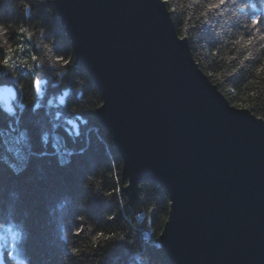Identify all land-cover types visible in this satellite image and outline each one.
Segmentation results:
<instances>
[{"label": "water", "instance_id": "1", "mask_svg": "<svg viewBox=\"0 0 264 264\" xmlns=\"http://www.w3.org/2000/svg\"><path fill=\"white\" fill-rule=\"evenodd\" d=\"M53 2L75 63L106 100L95 114L123 158L122 181L132 179L136 216L138 182L169 195L159 241L170 263L264 264V122L231 108L194 66L160 0Z\"/></svg>", "mask_w": 264, "mask_h": 264}, {"label": "trees", "instance_id": "2", "mask_svg": "<svg viewBox=\"0 0 264 264\" xmlns=\"http://www.w3.org/2000/svg\"><path fill=\"white\" fill-rule=\"evenodd\" d=\"M208 2L210 0H168L176 30L178 34L188 31L192 55L206 74L224 73L208 77L231 104L250 102V110L259 117L264 116V88L254 82L260 79L256 71L259 63H241L243 49H239L235 61L230 59L237 56L232 43L241 37L246 39L247 34L243 28L233 26L234 17L229 8L202 15ZM28 3L35 7L27 8ZM37 11L43 22L36 18ZM247 22L240 17L241 24ZM0 23L10 29L30 27L34 32L31 41L34 47L29 54L39 56L46 66L56 55L75 59L53 0H0ZM49 28L51 31L46 32ZM11 35L15 33L10 32ZM53 41L55 47H44L53 45ZM254 55L260 53L254 52ZM260 63H264V59ZM234 67L237 71L229 76ZM73 71L77 81L73 88L79 94L70 91L68 107L58 110L74 116L71 109L76 108L79 115L86 118L79 135L74 137L72 130L61 128L60 120L54 117V107L48 108L45 102L49 95L55 99L60 94V89L53 85L61 79V74L67 73L62 75L63 87ZM36 74L44 73L38 70ZM48 78L45 96L39 99L30 86L32 75L21 71L19 82L24 90H19V111L15 117H10L0 110V226L8 227L12 238L18 234L11 245L0 248L3 259L6 261V254L12 251L17 264H170L161 246L157 247L160 244L157 237L169 213L167 191L151 181L140 183L143 205L139 216L129 204L126 193L122 199L106 198L103 193L116 186L117 175L119 184L124 183L122 160L113 141L107 130L98 124L94 111H88L97 108L102 101L101 93L81 66L58 68ZM8 80L6 72L0 70V84ZM253 92L258 95L251 96ZM21 104L25 107L21 108ZM61 160L70 163L62 166ZM85 175H88L86 181ZM114 213L118 216L116 222L107 219ZM80 216H84L83 221L78 219ZM80 228L83 231L77 235ZM101 231L123 233L128 241L134 239L136 244L114 240L102 241L96 246L93 237ZM73 250L80 251L75 254Z\"/></svg>", "mask_w": 264, "mask_h": 264}, {"label": "snow or ice", "instance_id": "3", "mask_svg": "<svg viewBox=\"0 0 264 264\" xmlns=\"http://www.w3.org/2000/svg\"><path fill=\"white\" fill-rule=\"evenodd\" d=\"M39 2V0H38ZM160 4L162 8L165 9V11H171L168 9V0H160ZM27 8L32 9L35 7L34 4L28 3ZM44 7V5H42ZM222 8H229V10L232 12V16L234 17L233 26L234 27H240L243 28L247 34V38L241 37L239 39H236L232 43V47L234 50L237 51V56H232L230 59L236 60L239 55V49L244 50V56L241 63L244 61H255L256 63H259V67L257 68V74L259 75L260 79L259 81H254L258 84L259 87L264 88V63H260L261 59H264V0H215V2L207 3V6L204 8V11L202 15L207 16L210 13H216L219 12ZM37 19H41L43 22V18L39 16V11L35 14ZM240 17L246 18L248 21L245 24L240 23ZM51 31L50 28L46 30V32ZM11 33H15V36L11 35ZM34 32L30 30V27L27 26H19L13 29H10L9 26L5 23H0V70H4L6 74L9 77L8 84L11 86H7L5 84H0V92L7 93L9 97L12 99H15L16 97V90L19 89L21 91L24 90V86L19 82V78L21 75V71H28L32 75V80L30 82V86L35 90V93L39 99H43L45 96V92L47 89V86L49 84V74L52 72H57L58 68L68 69L69 66H72L74 69V61L72 60L71 56L66 55H56L54 60H51L47 63V66L45 63L40 61V57L33 54H29V50L34 47V45L31 43L33 39ZM6 38V39H5ZM51 38V37H47ZM15 40V43L12 41ZM27 41V42H25ZM55 41H53V45H44L45 48H53L55 47ZM176 43L177 44H190V36L187 30L183 32V34H177L176 35ZM6 45H12L14 48V51ZM203 47V44L201 45ZM191 51V49H190ZM254 52L260 53V55H254ZM215 55V53H213ZM23 56V59H17L18 57ZM23 61V62H22ZM199 60H196L193 58V64L194 66H199ZM43 71V75H37V71ZM237 69L234 67L232 69L231 73H228L229 76H231L233 73H235ZM67 73L61 74L66 75ZM209 77L212 76H223L224 73H213L208 72L206 74ZM61 79H57L53 87L60 89V94L58 97L59 104L63 107H68V100L70 91L78 93V90L73 88V85L77 83L76 81V73L73 71V75L69 78V81L67 84H64L63 87L61 85ZM219 82V81H217ZM251 96L258 95L257 92H253L250 94ZM80 99H83V96H80ZM75 103V101H73ZM49 104H52V101L49 100ZM106 105V100L101 101L97 105V109H103ZM21 108H24L25 105L21 104ZM36 107L39 108V103L36 104ZM233 109H238L242 112L244 111H250L252 108V104L250 102H240L236 104L230 105ZM76 115L78 116L79 113L76 108L71 109ZM10 112L14 114L13 109H9ZM88 111H95V109H88ZM253 115L254 118L259 119L261 122H264V116L261 117H255L254 113H250ZM60 113L58 112L56 114V118L59 119ZM87 121H84L86 123ZM67 123L71 124V121H67ZM77 135H79V132H77ZM58 139V138H57ZM44 140L47 142L48 140V134L45 133ZM57 152L59 153V149L57 148ZM68 155H72V153H68ZM61 165L63 166L66 163H70V161H60ZM15 167V165H13ZM88 179V175H85L84 180L86 181ZM116 186L111 187V191H107L103 193V195L106 198H114V197H120L121 199L127 193L129 203L131 201L132 193L125 192V189H128L132 185V179L129 177L126 180V183L123 185L119 184L120 176L117 175L115 177ZM83 186H87V184H83ZM97 189H100L99 185H96ZM142 185L138 182L137 188H140L142 190ZM167 210V208H165ZM80 221L84 220V216L78 217ZM107 219L113 222H116L118 219V216L114 213L112 215L107 216ZM167 223V221H165ZM0 226V228H2ZM83 229L80 228V230L76 233L77 235L82 232ZM164 235L163 232L160 233V236L162 237ZM18 239V234L13 235V241ZM159 239V237H157ZM121 241L125 243H130L132 245L136 244V241L133 239L131 241H128L123 233L117 234V232L112 231L105 233L103 231L98 232L93 237V243L96 246H99L102 241ZM160 244H157V247H160ZM14 250V246H13ZM74 253H79L80 250H73ZM13 252L9 251L8 256L12 257ZM150 259V258H149Z\"/></svg>", "mask_w": 264, "mask_h": 264}, {"label": "rangeland", "instance_id": "4", "mask_svg": "<svg viewBox=\"0 0 264 264\" xmlns=\"http://www.w3.org/2000/svg\"><path fill=\"white\" fill-rule=\"evenodd\" d=\"M53 5H54V2H53ZM55 7V6H54ZM57 11V10H56ZM169 15H170V17H171V14H170V12H169ZM171 19H172V17H171ZM173 20V19H172ZM60 22H61V19H60ZM173 23H174V21H173ZM174 26H175V23H174ZM64 27V26H63ZM65 28V27H64ZM65 30V29H64ZM175 30H176V26H175ZM176 32H177V30H176ZM65 33H66V31H65ZM177 34H178V32H177ZM66 36H67V38L69 39V37H68V35H67V33H66ZM69 41H70V43H71V47H72V42H73V40L72 39H69ZM189 49H190V47H189ZM72 50H73V47H72ZM74 52V51H73ZM191 52V51H190ZM75 54V53H74ZM191 55H192V52H191ZM193 56V55H192ZM76 55H75V59H74V64L76 65V66H81L82 68H84L85 69V71H86V73H87V75L89 76V78L91 79V76H90V73L88 72V70L86 69V67H84V66H82V65H78V64H76L75 63V61H76ZM194 58V57H193ZM199 67V66H198ZM199 69L201 70V72L202 73H204L205 75H206V73L199 67ZM207 76V75H206ZM207 78H208V80L211 82V83H213L210 79H209V77L207 76ZM92 80V79H91ZM93 82V81H92ZM94 83V82H93ZM3 84H5V85H7V86H9L7 83H3ZM214 84V83H213ZM95 85V84H94ZM97 88V87H96ZM216 88L219 90V88L217 87V85H216ZM98 89V88H97ZM100 91V90H99ZM220 91V90H219ZM221 92V91H220ZM101 93V92H100ZM222 93V92H221ZM16 94L18 95V93L16 92ZM223 94V93H222ZM224 95V94H223ZM101 96H102V94H101ZM58 97H59V95H57V96H55V99H52V96H48L47 97V100L45 101L46 103H47V107L48 108H53L54 107V117H55V119H57L56 118V114L59 112L60 113V111L58 110L59 109V107H62L60 104H59V100H58ZM49 100H51L52 101V104L50 105L49 104ZM102 101H103V96H102ZM229 101V100H228ZM4 104H10L11 106H12V109L14 110V114L13 113H11V112H8L7 111V109L5 108V106H4ZM19 107H18V105L17 104H15V102L13 101V99L11 100L10 98H9V96L7 95V93H3V92H0V110L3 112V113H5V114H7L8 116H10V117H15L16 116V114H17V112L19 111ZM251 111V110H250ZM252 112V111H251ZM253 113V112H252ZM94 115H95V118H96V120H97V122H98V124L102 127V128H104L105 130H107V128H105L103 125H101L100 124V122H99V120H98V117L96 116V114H95V111H94ZM256 115V114H255ZM257 116V115H256ZM58 120H60V126H61V128L62 129H64L65 131H69V129L70 130H72L71 131V135L74 137V136H78L77 135V132H79L80 133V131H81V129H82V126L85 124L84 123V121H86V118L85 117H83V116H81V115H76V113L74 114V116H68V115H65V114H61L60 113V116H59V119H57V121ZM71 121V124H69V123H67V121ZM107 132H108V134H109V136L111 137V139H112V141H113V136L111 135V133L109 132V130H107ZM113 144H114V146H115V148H116V151H117V154L120 156V158H121V160H122V165H123V167H124V162H123V158H122V156L119 154V152H118V150H117V147H116V144L114 143V141H113ZM65 152V151H64ZM64 152H63V154H64ZM123 167H122V169H123ZM122 177H123V170H122ZM149 181H151V180H149ZM143 182H148V181H143ZM151 182H153V181H151ZM123 183H126V180H124L123 179ZM156 186H159L158 184H156L155 182H153ZM165 189V188H164ZM166 190V189H165ZM141 192V191H140ZM127 195V194H126ZM140 196H141V193H140ZM128 197V196H127ZM142 205H143V202H141V211H142ZM169 205H170V203H169ZM170 207V206H169ZM168 215H169V213H168ZM165 224V223H164ZM164 227V226H163ZM163 229V228H162ZM162 232V231H161ZM161 245V244H160ZM161 249H162V246H161ZM163 251V250H162ZM3 254H0V264H17V262H16V260L14 259V258H12V257H9L7 254H6V261H8V262H6L4 259H3Z\"/></svg>", "mask_w": 264, "mask_h": 264}, {"label": "bare ground", "instance_id": "5", "mask_svg": "<svg viewBox=\"0 0 264 264\" xmlns=\"http://www.w3.org/2000/svg\"><path fill=\"white\" fill-rule=\"evenodd\" d=\"M65 29V28H64ZM189 45V44H188ZM190 47V46H189ZM3 84V83H2ZM8 84V83H7ZM9 87L11 86L10 84H8ZM16 92L18 93V95L16 94L15 99H13V101L15 102V104H17V102L19 101V89L16 90ZM11 100L12 98L9 97ZM10 105V104H9ZM5 233V235H3ZM13 243V238H12V233L10 231V229L8 227H3L0 228V248L5 247V246H9ZM160 243V241H159ZM166 255V254H165ZM167 256V255H166ZM168 258V256H167ZM169 260V258H168ZM170 262V261H169ZM171 264V263H170Z\"/></svg>", "mask_w": 264, "mask_h": 264}, {"label": "clouds", "instance_id": "6", "mask_svg": "<svg viewBox=\"0 0 264 264\" xmlns=\"http://www.w3.org/2000/svg\"><path fill=\"white\" fill-rule=\"evenodd\" d=\"M6 39V38H5ZM6 47H8V48H10V49H12L13 51H14V48H13V46L12 45H6ZM23 62V61H22Z\"/></svg>", "mask_w": 264, "mask_h": 264}]
</instances>
